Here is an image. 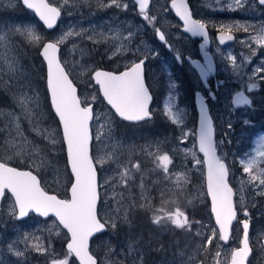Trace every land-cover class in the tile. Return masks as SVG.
<instances>
[{"label": "snow or ice", "instance_id": "snow-or-ice-1", "mask_svg": "<svg viewBox=\"0 0 264 264\" xmlns=\"http://www.w3.org/2000/svg\"><path fill=\"white\" fill-rule=\"evenodd\" d=\"M21 2L27 9L34 12L48 29H52L61 16V6H54L49 0H21ZM63 2L65 5L75 6L79 0H63ZM83 2L87 3L88 0ZM258 2L264 5V0H258ZM99 3L102 8H127V4L122 5L121 0H108V2L99 0ZM135 3L139 6V15L153 26L156 17L149 15L150 0H135ZM234 4L236 8L244 6L243 0H234ZM171 8L183 21L185 32L193 36H203L207 41L205 24L193 19L186 0H171ZM230 10L234 9L230 6ZM250 28L254 30V34L249 35L250 43L258 48H264V25L258 28L240 24L221 25L218 29L220 43L233 40L234 30H243L248 33ZM155 32L161 41L166 42L160 28H155ZM79 35L81 33L67 31L45 42V37L38 33L35 27L0 28V92L9 95L13 104L10 109H0V124H2L0 153H3L0 155V199L8 201L6 215L11 220H23L30 213L46 218L55 217V221L47 229L49 236H59L63 230L67 233L66 252L63 258L55 253L50 238L45 243L42 237L34 233H24L22 237L7 244V253L16 257V264H19L20 259L29 252L44 256L46 264H69L68 258L73 256L79 264H127L126 259L119 262L114 259L119 256V253L107 242L104 259L98 260L90 250L89 241L94 235L103 233L109 228L115 231L122 225L131 226L134 212L149 213L151 223L157 227L187 233H193V224L200 223L190 220L186 210L179 206L185 187L191 183L192 178L186 170L170 168L173 164V156L165 147L168 144L167 137L140 146V153L146 155L152 164V168L147 171L158 176L157 180L153 181V188L160 183L161 179L165 187L173 186L172 195L168 199L164 198L163 189H156L160 197V204L157 205L156 197L151 195L153 188L148 187L144 182L146 172L141 169L139 162L131 161V155L137 146L125 145L113 135L115 117H119L121 121L134 123L152 118L149 109L152 97L145 84L144 66L147 56L126 64L123 71L115 73L81 66L91 73V79L99 86V95L110 106L107 113L97 114L91 104L81 101L71 79L79 62H74L72 67H67L68 61H62L59 56L60 45L71 37ZM133 36L134 33L131 30H128L125 35L119 29H110L108 33H95L88 39L94 44L111 42L112 56H118L129 50L125 42L130 43ZM15 37H19L24 45L36 50L43 58V64L46 65L45 102L50 101L51 112L54 113L53 120L59 121L56 128L51 125L43 126L44 120L51 118V115L46 108L42 107L40 94L28 79L26 69L21 62L20 45ZM201 47L203 48V45ZM250 52L253 56L256 55V49L250 48ZM176 59L182 58L177 54ZM226 59L232 63L233 72L236 75L241 74L243 63L248 62L246 58L242 64H237L236 58L231 55ZM192 66L202 80L212 72L210 62L201 65L197 61H192ZM261 71H264V63L261 68L253 70L256 74ZM174 88L175 84H170L169 96L162 114L168 122L181 129V135L175 139L183 143L188 135L182 127L185 113L175 105V95L171 91ZM256 88L257 84L250 76L247 93H252ZM96 99V96L92 97L93 101ZM230 104L233 108H251L253 100L245 94V91H237L231 97ZM113 111L115 117L111 115ZM94 120L99 124L95 137L91 131V122ZM25 122L28 125L27 131L46 141V145L42 146L26 135L23 127ZM245 123L247 124L248 121ZM228 127L232 128L231 123ZM59 130H62V139L59 138ZM93 138L98 142L95 155L91 153L90 147ZM57 144H62L66 148L67 162L63 172L57 163L48 158V151L51 149H47V145H51L54 149ZM197 144L199 152L203 154L202 160L196 159L195 153L187 149L174 147L172 151H182L185 157L191 154L195 165H202L206 169V195L211 200V213L215 218V227L211 229L210 235L202 234L199 230L195 231L193 236L198 238L195 241V247L189 250L188 246H185L174 254L178 264H204V260L199 257L205 256L207 259L209 246L213 245L214 241L228 243L233 221L237 220L235 196L240 197L244 217L249 216L247 208L243 207L245 194L264 196V135H259L255 140L256 146L253 151L245 152L243 158L239 160L242 170L239 190L230 186L229 168L225 160L217 154L218 146L214 141L213 122L202 103ZM125 151L129 158L122 162L121 157ZM17 158L27 163L29 170L10 166L9 161ZM110 163L116 165L117 171L112 177L106 178L104 183L112 188V195L105 197L101 204L100 189L104 185L98 181L97 166L102 168ZM41 169L50 171L57 184H60L62 179L67 180L70 184L68 189L70 198L62 199L55 194H49L42 186L38 175L34 174ZM68 169H70V177L67 176ZM137 174L140 177L138 185L135 184ZM134 185L139 190L138 195L132 191ZM109 200L112 201L110 206ZM187 203L191 204L192 201L188 200ZM169 204L174 207L169 209L167 207ZM238 223L243 229L239 247L231 249L229 256L225 258V264H246L252 252L249 236L250 220L243 219ZM20 244L24 245L23 249L19 247ZM216 247L219 249L223 245L217 244ZM160 250H163V245L160 246ZM221 255V251L215 252L216 258ZM125 256H131L133 264H144L140 241L130 242ZM0 264H7V261L0 259ZM216 264H220L218 259Z\"/></svg>", "mask_w": 264, "mask_h": 264}, {"label": "rangeland", "instance_id": "rangeland-1", "mask_svg": "<svg viewBox=\"0 0 264 264\" xmlns=\"http://www.w3.org/2000/svg\"><path fill=\"white\" fill-rule=\"evenodd\" d=\"M49 2L54 6H61V16L58 19L57 27L52 32L45 33L33 16L19 7L20 5L18 0H0V28H14L16 26L35 27L38 33L45 37V41H51L67 31L81 33V35L73 36L65 41L64 44L60 45L59 56L62 61H68L67 67H72L74 62H79L76 70H74L72 73L71 79L74 81L75 86L78 87V96L80 97L81 101L91 104L94 112L97 114L101 112L107 113L108 109L103 105L97 95L95 87L91 84L89 78V74L91 73L85 71L81 66H86L87 68L94 70L97 69L98 66H105L111 70H116L127 63V53L129 50L122 55L112 56L111 42L108 44H94L90 39H88V37L93 36L95 33H108L110 29H119L125 35L127 34L128 30H131L134 33V38L135 35L139 33V31L134 27L133 21H130L129 16H127H132L134 14V9L131 8V3L129 0H121L122 5L127 4V8L123 9L116 7L102 8L100 6L99 0H88L87 3H84L83 0H79L75 6L72 4L65 5L63 0H49ZM105 2H108V0H105ZM153 2L154 3H152V9H150V12L160 11L162 0H153ZM190 2L198 16H205L203 23L207 22L210 24V26H214L215 30H218L221 25L240 24L243 26H254L255 28L264 25V5L259 6L257 4V0H243L244 6L242 8H236L234 0H190ZM230 6L234 10H230ZM163 10H165V8H163ZM1 11H5L6 13H1ZM159 16L162 32L164 33L165 38L171 47V51L179 55H196L194 45L190 40L187 39V37L179 32L174 21L170 19L168 15L160 14ZM232 34L234 35L235 39L231 44L225 46V48L219 49L215 45L212 47L211 54L214 57L216 64V75L220 80L223 81V83L221 85H217V83L214 84L217 102L209 104L208 111L213 122L214 141L218 146L217 153L225 160L229 168L228 180L230 186H232L235 190H239L240 177L242 174L239 160L243 158V154L245 152H252L256 146L255 140L257 137L259 135H264V77L260 76V74H263L264 71H261L258 74L253 72L254 69L261 68L262 63H264V48H258L255 44L247 46L250 44L249 35L254 34V30L252 28H250L248 33L244 32L243 30H234ZM18 38L19 37H15L17 42ZM19 41L22 40L19 38ZM125 43L129 49L130 43ZM155 44L157 43L155 42ZM151 45L152 44L150 43L147 44V42H142L139 44V46H135V49H139L143 56L146 55L149 57V55H151L150 59H152L153 56ZM250 48L256 49V55L259 54V56H262H253L250 52ZM229 55L236 58L237 64H242L247 58L248 62L243 63V67L240 70V75H236L233 72L232 63L226 59V57ZM110 56L112 57L111 59L109 58ZM21 62L26 69L28 79L40 94L42 107L46 108L45 99L41 92V83L37 75V68L33 66L32 62H30V60L27 58L22 59ZM174 68L176 69L174 70ZM157 69V73L155 71L153 72V70H151V73H149L151 74L149 75V85L150 88L152 87L151 90L154 98L151 106L149 107L150 112L152 113V119L141 122V124H135L134 126L129 124L125 126L117 124V122L120 123V121L115 118V123L113 125V135L118 140H124L122 142L125 145L137 146L135 152H133L131 155V161L133 163H140L141 169L146 172L144 182L150 188H153V181L157 180L158 176L155 173L147 171L152 168V164L146 155L140 153V146L151 143L157 139L167 137L168 144L165 147L173 156V164L170 165V168L173 170H186L188 171L189 176L192 178L191 183L185 187L179 206L186 210L190 220L200 222L198 224H193V233L199 230L202 234L210 235L211 229L214 227L208 213V205L204 194L202 165H195V160L191 154L185 157L182 151H172L174 147H178L179 149H187L191 153H195L196 159H200L195 152L193 141V124L195 121L193 116V107L190 104V98L187 96V87L190 85L192 92L195 90H200L199 83L194 73L186 65H183L181 68H179L175 65H172L171 61H167V63L160 64ZM173 71H176L175 75H173ZM250 76H252L256 82L257 88L254 89L252 93H247L246 88ZM170 84H175V88L171 89V91L175 95L176 107L183 110L185 113L182 127L188 135L183 143H180L175 139L181 135V129L168 122L162 114L164 104L169 96ZM181 86H183V88ZM237 91H245V94L252 98L253 106L251 108L231 107V95L235 94ZM93 96L97 97L95 101L92 100ZM10 103L12 108V101H10ZM156 115L157 117L155 118ZM245 121H248V123L246 124ZM229 123L232 125L231 129L228 127ZM49 125H51L50 118L45 119L43 126L47 127ZM0 126H2V124H0ZM144 126L145 128H143ZM23 127L26 131V135H28L30 139L35 140L42 146L46 145V141L35 137L33 133L27 131L28 125L26 122L23 124ZM98 127L99 124L95 120L92 121L91 131L93 137H95ZM135 127H137L139 130ZM142 129H145V132ZM125 130L127 132H125ZM137 130L140 131V133ZM136 134H138L139 137L136 136ZM129 135L132 137H129ZM221 141H223V143H221ZM47 149H51L48 151V158L50 161L54 162V157H56L57 154H60L59 144H57L54 149L51 145H47ZM97 150L98 142L95 140V138H93L91 143V153L95 155ZM0 155H3V153H0ZM128 158L129 155L127 151H125L124 155L121 157V161H126ZM10 162L11 164L16 163L21 167H27V169H29L27 163L22 162L20 158L11 160L9 163ZM57 164L63 172L65 170V165L61 163ZM97 168L98 181L104 185V187L100 189L102 198L101 204H103L105 197H111L112 195V188L104 183L105 179L112 177L117 171V168L115 164L111 163L105 164L102 168L98 165ZM34 174L38 175V178H40L42 186L46 189V191L55 194L60 198L66 197L68 184L67 180L62 179L61 183L57 184L54 182L52 173L50 171L46 172L43 169H41L39 172H35ZM139 182L140 177L137 174L135 184L138 185ZM172 187V185L165 187L164 181L162 179L159 184L155 185L151 195L156 197L155 203L157 205L160 204V197L159 192L156 189H163L165 193L164 198L168 199L169 196L172 195ZM132 191L138 195L139 190L135 185L133 186ZM188 200H191L192 203H187ZM234 201H236L237 204V220L239 221L243 219V217L240 216L243 210L239 195L235 196ZM111 203L112 201L109 200V206ZM167 207L172 209L174 205L169 204ZM243 207H246L249 212L247 219L250 220V245L254 255V257L252 256V260L248 261L247 264H264V250L260 245V240L264 238V196H254L251 193H246L243 201ZM7 208L8 201L1 199L0 259L6 260L7 264H16V257L10 256L7 253V244L22 237L24 233H34L35 235L42 237L45 243L50 238L54 250L57 247L56 245L58 242L61 241L63 248V243L65 242L66 238L63 231L59 236H48L49 232L47 229L54 222L52 219L40 221L37 218L29 216L24 221L11 220L6 215ZM133 214L132 218L134 217L135 220L132 222L131 226L122 225L115 231L109 228L108 234L104 240L99 242L95 241L94 243L91 242L90 250L92 245V249L94 250L95 256L98 258V260L104 259L105 252L107 251V248L105 247L106 242L111 244L112 248L117 253H119V256L114 257V259H116L118 262L124 261L126 259L127 264H133V258L131 256H125L128 244L132 241H140V247L142 248L144 257V264H178L174 254L178 250L184 249L185 246H188L189 250L192 247H195V241L198 238H195L193 233L157 227L151 223L149 219V213L147 212H138V214L137 212H134ZM139 215L143 216V218H141L143 223L136 227L134 222L137 221ZM239 235L240 228L239 224L237 223L232 228L231 241L227 246H223L222 248L218 249L216 245L220 243L219 241H214L213 245L209 246V251L206 254L207 259H205V256H200L199 259L204 260V264H216L217 259L219 260L220 264H225V258L229 256L231 249L237 247ZM161 245H163V250H160ZM19 247L23 249L24 245L20 244ZM217 250L221 251L222 253L219 258L215 257V252ZM64 253L62 255H59L58 253L56 254L60 258H63ZM26 259H29V261H24ZM68 259L69 264H75L71 257ZM19 264H46V258L44 256H39L34 252H29L25 257L20 259Z\"/></svg>", "mask_w": 264, "mask_h": 264}, {"label": "flooded vegetation", "instance_id": "flooded-vegetation-1", "mask_svg": "<svg viewBox=\"0 0 264 264\" xmlns=\"http://www.w3.org/2000/svg\"><path fill=\"white\" fill-rule=\"evenodd\" d=\"M129 2L131 3V6H132L131 8L134 9V14L132 16L131 15H127V16H129L130 21H133L134 27L139 31V33L136 34L135 37L132 38V40L130 42L129 51L127 53V63L126 64H129V63H131L134 60L142 59V58H144V56H146V55L143 56L142 52L140 50L138 51L139 52L138 53L137 50L135 49V46H139V44H141L142 42H147V44H149V43L152 44L151 45V50H152V56L153 57H152V59H150L151 55H149V57L147 56V60H146L145 66H144L145 67V84L148 87L150 95L152 97V99L150 101V106H151V103L154 100L153 95H152V90H151L150 85H149V78H150L149 75H151L149 73H151V70H153V72L155 71L157 73V71H158L157 67L160 64H162V63H167V61L168 62L171 61L172 65H175V66H177L179 68H181L183 65L184 66L185 65L188 66L187 63L184 61V57H186V56L191 58V59L200 60L198 47L201 44V40H198V39L190 40L187 37V39L190 40L191 43L194 45L195 51H196V55H192V56L191 55H187V54L180 55L182 59L179 60V62H176L174 57L177 56V54L171 51V47L168 44L167 39L165 38L166 42H164L163 44H160L156 40V37H155L156 36L155 28H160L162 30L161 23L159 22L160 21V16H159L160 14L168 15L170 17V19H172L174 21V23L176 24L177 29L180 30L179 23L174 19L173 15L171 14V12L169 10V2H170V0H162V6H161L160 11H152V12H150V9H152V3H154V2H153V0H150L149 8H148L149 15L156 17V20H155L153 26H150L146 21H144L143 18L137 12H135V7H134L132 1L129 0ZM186 3L189 5V11L191 12L193 19L199 20V21H201L203 23L205 16H198V14L196 13L195 9L193 8V5L191 4L190 0H186ZM163 8H165V10H163ZM205 21H206V19H205ZM204 24L206 26L205 30H206V32L208 34V46H206L203 49V51L209 53L211 58H213L214 65H215V74L212 75V76H209V78L207 80L208 88H207V90H204V91L201 90V93H202L203 97H205V98H207V94L208 93H212L215 96V101L214 102H217V95H215L216 94V90L214 88V84L217 83V85H221L223 83V81L220 80L217 77V75H216V64H215V60H214V57L212 56L211 52H212L213 45H215L219 49H223L225 47L220 48L214 42V35H215V33H218L219 31L215 30L214 26H210V24H208L207 22H205ZM154 41L157 44H155ZM125 65H123L122 67H119L116 70H111L108 67L107 68L105 67V69L107 71H111V72L115 73V72H119V70L120 71L124 70ZM99 68H97V69H99ZM101 69L105 70L104 68H101ZM175 74L176 73L173 71V75H175ZM97 95H98V93H97ZM214 102H211L210 100H207V106L209 107V104H212ZM211 107H212V105H211Z\"/></svg>", "mask_w": 264, "mask_h": 264}, {"label": "water", "instance_id": "water-1", "mask_svg": "<svg viewBox=\"0 0 264 264\" xmlns=\"http://www.w3.org/2000/svg\"><path fill=\"white\" fill-rule=\"evenodd\" d=\"M18 1H19V4H20L21 8H22L24 11L30 13V14L33 16V18L37 21V23L40 25L41 29H42L45 33H50V32H52V31L57 27L58 19H59L60 17L57 19V22H56L55 26H54L52 29H48V28H46V27L43 25V22L39 20V18L35 15L34 12H32L30 9H27V8L23 5V3L21 2V0H18ZM131 1H132L133 5H134V7H135V12H137V13L139 14V6L135 3V0H131ZM257 4H258L259 6H262V5L259 4L258 0H257ZM169 10H170L171 14L173 15L174 19L179 23V25H180V30H179V31H180L181 34L185 35V36L188 37L190 40H193V39L201 40V44H200L199 47H198L200 60H197V59H191V58H189V57L186 56V57H184V61L187 63L188 68H189V69L195 74L196 79H197V81H198V83H199V87H200V90H195V91H193V93H192V106H193V110H194V114H195L194 130H193V134H194V140H193V141H194V147H195V152H196L197 156H199L200 160H202V159H203V154L199 152V147H198V144H197V133H198V129H199V127H200L201 103H202L203 106L207 109V112H208V115H209L208 106H207V100H210L211 102H214V101H215V96H214L212 93H208V94H207V98H205V97H203V95H202V93H201V90H203V91H204V90H207V88H208V86H207V80H208L209 76H212V75L215 74V65H214L213 58H211V56L209 55V53L203 51V49H204L206 46H208V34H207V41H205V38H204L203 36H193L191 33L185 32V31L183 30V21H181L180 18L176 15L175 10L171 8V0H170V2H169ZM205 31H206V30H205ZM232 35H233V34H232ZM219 36H220V32L215 33V35H214V42H215L216 45H217L218 47H220V48L225 47V46H228V45L231 44V43L233 42V40L235 39V38H234L233 40H226L225 43L221 44V43H220V40H219ZM155 37H156V40H157L160 44H163V43H164L163 41H161V40L159 39V37H158L157 35H156ZM233 37H234V36H233ZM45 42H48V41H45ZM202 45H203V48L201 47ZM205 53H206L207 55H205ZM37 56H38L39 60H40L41 63H42V66H43V72H44V89H45V93H47V88H46V65L43 64V58H42L41 56H39L38 52H37ZM176 57H177V56H175L174 59L176 60V62H179V60H177ZM192 61H197V62L200 63L201 65H204L206 62H210L211 65H212V72L209 74V76H208L206 79H204V80L200 79V78H199V73H198V72L193 68V66H192ZM95 70H97V69H95ZM98 70H102V69H98ZM102 71H105V70H102ZM122 71H123V70H122ZM89 78H90L91 84L96 88L97 93H98V96H99L101 102H102L103 105L109 110V109H110V106H108V105L106 104V102L103 100V97H102L101 95H99V86L96 85L95 82L91 79V74H90ZM77 94H78V90H77ZM233 95H234V94H233ZM233 95H231V97H232ZM230 100H231V98H230ZM47 103H48L49 110H50V112H51L50 101H47ZM230 105H231V104H230ZM91 106H92V105H91ZM149 106H150V104H149ZM231 107H232V106H231ZM111 113H112V115L115 117V113H114V111L111 112ZM51 114H52V116L54 117V113L51 112ZM209 117H210V115H209ZM115 118H116L118 121L123 122V123H125V124H129V125H135V124H138V123L144 122V121H141V122H138V123H134V122H126V121H121L119 117H115ZM210 118H211V117H210ZM147 120H150V119H146L145 121H147ZM55 121H56L57 126H58V124H59L58 119H55ZM91 123H92V122H91ZM59 131H60V139H62V130H59ZM91 143H92V141H91ZM90 147H91V146H90ZM62 148H63L64 161H65V165H66V162H67L66 148H65L64 145H62ZM20 170H25V171H27L26 169H20ZM67 171H68V175H69V177H70V176H71L70 169H68ZM202 180H203L204 194H205L206 201H207V205H208V213H209V216H210V219H211L212 225H213V227H215V218H214V216H213L212 213H211V200H210V198L207 197V195H206V193H207V186H206V169H205L203 166H202ZM69 188H70V184H69L68 187H67V190H66V197H65V198H70V194H69V192H68V189H69ZM49 194H52V193H49ZM9 196H10V194H9ZM234 198H235V197H234ZM62 199H64V198H62ZM0 201H1V199H0ZM237 215H238V214H237ZM240 215H241V217H243V219H247V217H244L243 212H242ZM29 216H32V217H34V218H37V219H39L40 221H45V220H47V219H52L53 221H55V217H47V218H46V217H40V216L36 215L35 213H30ZM29 216H28V217H29ZM28 217H25L23 220H20V221H24V220H26ZM237 217H238V216H237ZM243 219H242V220H243ZM56 223H58V221H56ZM237 223H238V220L233 221V226H235ZM238 224H239V223H238ZM233 226H232V228H233ZM239 228H240V235H239V239H238L237 247H239V241H240V239H241V237H242V234H243L242 225L239 224ZM249 232H250V231H249ZM63 233L65 234V236H67L66 230H63ZM103 233H105V231H104ZM103 233H98V234L94 235V236L90 239V241H89V245H90L91 240H93L95 237H97V236H99V235H101V234H103ZM231 235H232V229H231ZM231 235H230V239H229V241H228L227 244H224V242H222V241H219V243H220L221 245H223V246H227V245L229 244L230 240H231ZM260 245H261L262 249L264 250V238H262V239L260 240ZM237 247H236V248H237ZM63 250H64V252H66V244H65V242L63 243ZM251 256H252V252H251V254H250L248 260L250 259ZM71 258H72V260L75 262V264H79V262L76 260V258H75L74 256L71 257ZM246 264H247V261H246Z\"/></svg>", "mask_w": 264, "mask_h": 264}, {"label": "trees", "instance_id": "trees-1", "mask_svg": "<svg viewBox=\"0 0 264 264\" xmlns=\"http://www.w3.org/2000/svg\"><path fill=\"white\" fill-rule=\"evenodd\" d=\"M20 5V4H19ZM19 7H21V6H19ZM18 7V8H19ZM19 10V9H18ZM21 11V10H20ZM1 13H6L5 11H1ZM18 42H19V45H20V53H21V57H22V59H24V58H27V59H29L30 60V62H32V64H33V66H37L36 68H37V75H38V77H39V80H40V83H41V92H42V96L44 97V99H45V101H46V93H45V89H44V72H43V66H42V63H41V61L39 60V58H38V56H37V51L36 50H34V49H31L30 47H27V46H25L24 44H23V42L22 41H19V38H18ZM26 48L25 50H24V48ZM27 50V51H26ZM28 50L30 51V53L28 52ZM32 50V51H31ZM26 55H25V54ZM33 53V54H32ZM34 54H35V56H34ZM29 55H30V57H29ZM32 55V56H31ZM33 56H34V58H33ZM33 58V59H32ZM39 67V68H38ZM99 67H101V68H103V67H105V66H98V68ZM105 69V68H104ZM40 70V72H38ZM188 85V84H187ZM187 92H188V94H187V96L190 98V104H191V106H192V91H191V86L189 85L188 87H187ZM8 99H10L9 98V96L7 95V94H4L3 92H0V107L2 108V109H5V110H7V109H10V108H8L9 106L11 107V103H10V101L11 100H8ZM5 101H7V102H5ZM1 102H3V103H1ZM45 106H46V110L50 113V115H51V118H50V120H51V125L53 126V127H57V123H56V121H54L53 120V116H52V114H51V112H50V110H49V107H48V103L47 102H45ZM4 107V108H3ZM193 107V106H192ZM0 108V109H1ZM193 116H194V119H195V114H194V110H193ZM117 124H121V125H125V123H122V122H120V123H118L117 122ZM127 125V124H126ZM193 128H194V124H193ZM59 147H60V157H59V155L57 156L56 155V157H54V162H56V163H61V164H63V165H65V161H64V155L62 154L63 153V148H62V144H59ZM62 150V151H61ZM62 152V153H61ZM63 156V157H62ZM63 159V160H62ZM10 164V166H13V167H17L18 169H26V170H29V169H27V167H21V166H19V165H17V164H14V163H12L11 164V162L9 163ZM69 176V175H68ZM68 185H69V183L67 184V187H68ZM60 198V197H59ZM141 218H143V216H141L140 217V215H139V217H138V220L137 221H135V222H137V223H135L134 222V224L136 225V227H138L139 226V224H141V223H143V220H141ZM132 222H133V220H132ZM139 222V223H138ZM108 234V229L105 231V233H103V234H101V235H99V236H97V237H95L91 242L92 243H94L95 241H102V240H104L105 239V237H106V235ZM231 241V240H230ZM91 242H90V244H91ZM57 247L55 248V253H58L59 255H62L63 253H64V251H63V248H62V242L60 241V242H58V244L56 245ZM251 246V245H250ZM252 248V247H251ZM91 250L93 251V254L95 255V252H94V250L92 249V245H91ZM252 256L254 257V255H253V250H252ZM252 256H251V258L248 260V261H250V260H252ZM25 259V258H24ZM29 261V259H26V260H24V261Z\"/></svg>", "mask_w": 264, "mask_h": 264}, {"label": "bare ground", "instance_id": "bare-ground-1", "mask_svg": "<svg viewBox=\"0 0 264 264\" xmlns=\"http://www.w3.org/2000/svg\"><path fill=\"white\" fill-rule=\"evenodd\" d=\"M102 14V13H101ZM100 14V15H101ZM106 15V14H105ZM103 19V18H102ZM104 21V20H103ZM55 30V29H54ZM251 45V43L249 44V45H247V46H250ZM25 46H27V45H25ZM244 46V45H243ZM246 46V47H247ZM28 47V46H27ZM251 47H253V46H251ZM24 48V47H23ZM26 48H24V50H25ZM32 49V48H31ZM247 49V48H246ZM249 49V48H248ZM27 51V50H26ZM32 51V50H31ZM247 51V50H246ZM28 52L30 53V51L28 50ZM25 54V53H24ZM33 54V53H32ZM26 55V54H25ZM32 56V55H31ZM34 56H35V54H34ZM34 56H33V58H34ZM259 56V54L258 55H256L255 57H258ZM260 56H262V55H260ZM259 56V57H260ZM29 57H30V55H29ZM254 57V58H255ZM28 58V57H27ZM32 58V59H33ZM30 65V64H29ZM93 65H94V63H93ZM32 66V65H31ZM97 66V65H96ZM37 67V66H36ZM103 67V66H102ZM27 68V67H26ZM39 68V67H38ZM93 68V67H92ZM103 68H105V67H103ZM32 69V68H31ZM99 69H101V67L99 68ZM123 69V68H122ZM175 69V68H174ZM178 69V68H177ZM35 70V69H34ZM105 71H107L106 69H105ZM120 71V70H119ZM38 72H40V70L38 71ZM111 72V71H110ZM176 72V71H175ZM178 73V72H177ZM88 75V74H87ZM90 75V74H89ZM264 75V73L263 74H260V76L261 77H264L263 76ZM261 79H263V78H261ZM74 82V81H73ZM154 83V82H153ZM150 84H151V82H150ZM156 84V83H155ZM154 84V85H155ZM158 84V83H157ZM75 85V84H74ZM78 86V85H77ZM152 86V85H151ZM157 86V85H156ZM182 88H183V86H181ZM78 88V87H77ZM152 88V87H151ZM154 88H156V87H154ZM159 88V87H158ZM161 88V87H160ZM79 91V90H78ZM154 91V90H153ZM161 91V90H160ZM178 91H179V89H178ZM181 91V90H180ZM158 92V91H157ZM183 92V91H182ZM158 95H159V93H158ZM157 95V96H158ZM159 97V96H158ZM159 99V98H158ZM8 100H10V99H8ZM5 102H7V101H5ZM1 103H3V102H1ZM1 105V104H0ZM13 106V105H12ZM1 108V107H0ZM4 108V107H3ZM8 108H11L10 106L8 107ZM2 109V108H1ZM96 113V112H95ZM155 115V114H154ZM157 117V115L155 116V118ZM123 123V122H122ZM161 123H163V122H161ZM141 124V123H140ZM121 125V124H120ZM128 125V124H127ZM126 124H125V126H127ZM163 125V124H162ZM134 126V125H133ZM137 126V125H136ZM165 126V125H164ZM129 127H131V126H129ZM128 127V128H129ZM162 127V126H161ZM118 128V127H117ZM123 128V127H122ZM135 128H137V127H135ZM143 128H145V126L143 127ZM147 128V127H146ZM149 128V127H148ZM121 129V128H120ZM124 129H125V127H124ZM138 129V128H137ZM152 129V128H151ZM127 130V129H126ZM125 130V132H127ZM139 130V129H138ZM137 130V131H138ZM143 131L145 130V129H142ZM129 131V130H128ZM131 131V130H130ZM142 131V132H143ZM124 132V133H125ZM132 132V131H131ZM135 132H136V130H135ZM139 133H140V131H138ZM145 132V131H144ZM149 132V131H148ZM151 132V131H150ZM154 132V131H153ZM133 134V133H132ZM146 134H147V132H146ZM150 135V134H149ZM135 136V135H134ZM136 136H138L139 137V135L138 134H136ZM141 136V135H140ZM147 136V135H146ZM129 137H132L131 135H129ZM120 138V137H119ZM127 138V137H126ZM134 138V137H133ZM141 138H142V136H141ZM130 139V138H129ZM151 139V138H150ZM120 141H121V139H120ZM122 141H124V140H122ZM137 141V140H136ZM62 151V150H61ZM219 152V151H218ZM62 153V152H61ZM63 154V153H62ZM58 155V154H57ZM61 155V154H60ZM60 155H59V157H60ZM63 157V156H62ZM63 160V159H62ZM14 164H16V163H14ZM227 165V164H226ZM140 213V212H139ZM137 214H138V212H137ZM144 214V213H143ZM134 215V214H133ZM142 215H140V217H141ZM241 216V215H240ZM132 220L134 221L135 219H134V217L132 218ZM137 220H138V218H137ZM135 223H137V222H135ZM139 223V222H138ZM134 226V225H133ZM127 229V228H126ZM131 230V229H130ZM109 231V230H108ZM127 231V230H126ZM111 232V231H110ZM122 232V231H121ZM125 232V231H124ZM157 232V231H156ZM119 233V232H118ZM127 234V233H126ZM130 234V233H129ZM49 236V235H48ZM122 236V235H121ZM108 240V239H107ZM119 241V240H118ZM123 241V240H122ZM110 242H111V240H110ZM113 242V241H112ZM153 242V241H152ZM116 243V242H115ZM113 244V243H112ZM124 244V243H123ZM126 244V243H125ZM120 245H122V244H120Z\"/></svg>", "mask_w": 264, "mask_h": 264}]
</instances>
